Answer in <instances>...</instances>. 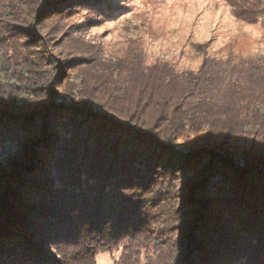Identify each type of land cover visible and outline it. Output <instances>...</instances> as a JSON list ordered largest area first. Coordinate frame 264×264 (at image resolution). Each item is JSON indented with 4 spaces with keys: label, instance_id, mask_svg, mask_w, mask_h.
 <instances>
[{
    "label": "trees",
    "instance_id": "1",
    "mask_svg": "<svg viewBox=\"0 0 264 264\" xmlns=\"http://www.w3.org/2000/svg\"><path fill=\"white\" fill-rule=\"evenodd\" d=\"M114 1L0 0V146L16 145L0 162V264H95L121 246L117 264H264V58L241 61L230 91L204 61L100 93L56 49L78 13ZM226 1L264 28V0Z\"/></svg>",
    "mask_w": 264,
    "mask_h": 264
},
{
    "label": "rangeland",
    "instance_id": "2",
    "mask_svg": "<svg viewBox=\"0 0 264 264\" xmlns=\"http://www.w3.org/2000/svg\"><path fill=\"white\" fill-rule=\"evenodd\" d=\"M112 4L111 12L103 16L86 10L78 13L66 24L67 29L74 26L68 31L73 38L56 49V62L82 60L87 68L79 69L78 76L96 81L95 89L100 93H109L110 87L121 81L137 86L142 81L164 84L170 71L198 75L204 61L216 64L212 73L214 88L230 91L229 77L241 61L264 58L263 26L237 20L226 0H115ZM86 21L91 24L85 29L75 27ZM148 69L152 71L147 76L138 73ZM117 93L124 96L120 87ZM90 107L102 113L99 105ZM258 108L264 112V106ZM172 226L170 223L168 227ZM162 232L167 245L174 243L177 235ZM123 247L99 254L95 264H117ZM146 253L142 251V263L148 258Z\"/></svg>",
    "mask_w": 264,
    "mask_h": 264
},
{
    "label": "built area",
    "instance_id": "3",
    "mask_svg": "<svg viewBox=\"0 0 264 264\" xmlns=\"http://www.w3.org/2000/svg\"><path fill=\"white\" fill-rule=\"evenodd\" d=\"M13 81V80H12ZM1 148V156L7 155L10 151L14 150L15 144H5L3 146H0ZM9 150V151H7Z\"/></svg>",
    "mask_w": 264,
    "mask_h": 264
},
{
    "label": "bare ground",
    "instance_id": "4",
    "mask_svg": "<svg viewBox=\"0 0 264 264\" xmlns=\"http://www.w3.org/2000/svg\"><path fill=\"white\" fill-rule=\"evenodd\" d=\"M15 146H16V145H15ZM15 148H16V147H15ZM15 148H14V149H15ZM12 151H13V150H12ZM12 151H10L9 153H11ZM9 153H8V154H9ZM8 154H7V155H8ZM7 155H5V156H1V148H0V161H3V160L7 157Z\"/></svg>",
    "mask_w": 264,
    "mask_h": 264
}]
</instances>
